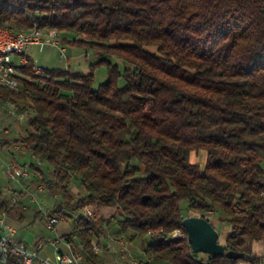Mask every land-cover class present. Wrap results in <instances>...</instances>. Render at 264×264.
<instances>
[{"label":"trees","instance_id":"trees-1","mask_svg":"<svg viewBox=\"0 0 264 264\" xmlns=\"http://www.w3.org/2000/svg\"><path fill=\"white\" fill-rule=\"evenodd\" d=\"M0 27L52 28L91 57L85 74L39 75L29 59L18 89L0 85L1 101L30 112L14 142L38 160L30 171H50L45 187L63 199L52 214L92 209L62 234L87 264L103 263L92 246L108 248L106 212L151 261L205 264L181 199L202 217L221 210V243L244 254L210 264H264L246 247L264 242V0H0ZM201 150L203 165L190 160ZM1 195L8 214L17 202Z\"/></svg>","mask_w":264,"mask_h":264},{"label":"built area","instance_id":"built-area-1","mask_svg":"<svg viewBox=\"0 0 264 264\" xmlns=\"http://www.w3.org/2000/svg\"><path fill=\"white\" fill-rule=\"evenodd\" d=\"M61 38V33L52 28L32 27L28 29V34H20L0 27V73H8L9 78L12 79L11 88L18 89L21 76L19 67L30 59L29 53L34 46L39 50H42L46 45L55 46L59 49L60 55L65 58L66 47ZM42 68L35 64L33 66L34 72L39 75L42 74ZM28 116L27 111L19 112L20 119H26ZM6 174L9 182L18 186L24 185L25 181L31 177L30 169L22 165L7 166ZM35 192L43 193V184H37ZM30 198L36 201L34 192L30 194ZM39 208L45 219L46 231L54 235L50 239L54 247V258L50 259L40 255L42 243L32 245L18 238L16 228L7 220L6 212L2 211L0 212V260L9 264L10 262L17 264H87L85 260L79 259L73 240L57 234L56 227L61 216L50 213L47 207L40 206ZM83 213L88 216L93 215L89 206L84 207ZM209 213L213 214V211H209ZM181 233L182 230L176 229L171 233V236L181 237ZM60 243L65 245V251L59 248ZM121 246H125L123 241H121ZM92 248L95 253L101 251V247L97 244H93ZM114 257L116 258V252ZM121 258L124 259V262L119 264H152L143 260L142 253L134 256L128 248H122ZM203 261L205 264H210L207 257H203Z\"/></svg>","mask_w":264,"mask_h":264},{"label":"rangeland","instance_id":"rangeland-1","mask_svg":"<svg viewBox=\"0 0 264 264\" xmlns=\"http://www.w3.org/2000/svg\"><path fill=\"white\" fill-rule=\"evenodd\" d=\"M47 48L45 47L44 50H39L37 47H34L33 50H31V58L34 62V64L38 65V66H47V67H56V66H62L65 65V61L61 58L60 54H59V49L57 48H52V50L48 53ZM74 52L77 54H73V55H68V52L66 53L68 55L69 61L68 64L71 66H81L80 71L81 73H87L88 69H87V63L85 62V53L82 49L80 48H73ZM153 50V49H150ZM103 71H105L104 67L100 68L99 70H97L96 72V81H95V85L97 86V84H99L100 82H102L104 80V77L102 76ZM15 113L20 112V110L13 105ZM28 114H30V112L28 111ZM27 119V118H26ZM26 119H22L21 121V125L19 124L18 127V133L13 134L15 135V139L11 140L9 142V147H2L0 146V186L1 188H7V184L9 181H7V177H6V170H7V166H14V165H21V161L17 160L15 161L14 158L11 157V153L15 154V149H19V143L14 142L15 140L20 139L22 136L25 135L26 132ZM16 127H14L15 129ZM1 130L2 128L0 127V139L2 137L1 135ZM7 133V132H6ZM8 135V134H7ZM14 145H16L17 147H14ZM9 148V149H8ZM27 159L26 164H24L25 166H28V164L30 162H38V160L35 157H31L29 155V153H27ZM206 153L205 151H199L197 153H192L190 156V160L194 163H198L200 165H203L205 162V156ZM40 166L43 167L44 169V175L46 176L45 179H47L48 177H50V171L45 169L46 167L40 163ZM32 171V176L29 180L25 181V183L28 185H26V187H30L32 190V192H34L35 194V198L37 201L40 202V206H46L49 209V212L52 213L51 208H56L58 204L62 203V197L61 195L53 190H48L45 187V183L44 180L45 179H41V177L37 174L34 173L33 170ZM43 184L44 186V192L43 193H37L35 192V186L37 184ZM10 184V182H9ZM14 184V183H13ZM4 192L5 189H4ZM71 193L73 194V196L76 198L77 195L82 194L83 190L82 188H80L79 186H77L76 182H73V184L71 185ZM12 200V198H11ZM180 207L182 209L183 215L184 216H189V215H196L199 216V213L197 212H193L190 210H187V201L186 199H181L180 200ZM66 209V207H65ZM67 210V209H66ZM68 212L71 213V218L69 219V223L73 224L75 219L82 214V211H77V212H71L68 210ZM105 217H106V234H107V238H105L103 240V244H107L108 248L105 249V247L103 246V248H101L100 251V256H101V261L104 264H119L120 262H124V259L121 258V253H122V248H129L131 250V253L133 255H138L141 252V248H140V243L141 240L140 238H136L133 240L128 239V234L126 233H120L117 231V220L115 221H110L109 220V212L105 213ZM205 218L208 219L214 226V228L216 229V231L218 232V241L219 242H223L224 237H225V230L228 227V224L224 221V216L221 210H216L213 212V214L208 213L205 215ZM41 219L39 218V220H37L35 227L33 226H29L28 221L26 222V226H25V231H30V232H40L42 234H44L45 238H48L50 236V233L48 231H46L45 229H43L41 227ZM71 221V222H70ZM123 241L125 243V246H121L119 241ZM115 241H116V247H115ZM246 247L249 248L251 250L252 248V242H248L246 244ZM116 252V256L119 259L116 260L114 257V253ZM110 254L112 255L110 257ZM257 255L264 258V250L258 251ZM200 256L202 257H207L206 254H201ZM238 264H244L242 262H238Z\"/></svg>","mask_w":264,"mask_h":264},{"label":"crops","instance_id":"crops-1","mask_svg":"<svg viewBox=\"0 0 264 264\" xmlns=\"http://www.w3.org/2000/svg\"><path fill=\"white\" fill-rule=\"evenodd\" d=\"M34 47H36V46H34ZM45 47L47 48L46 50L48 53L52 50V48H57L55 46H50V45H46ZM45 47L42 50H44ZM65 47H66V53L68 52V55H70V56L73 54L77 55L73 49L75 47H72L69 45H65ZM33 48L31 50H33ZM31 50H30V52H31ZM29 54H30L29 58L32 60L31 53H29ZM59 54H60V52H59ZM68 55L66 54L65 58H63L60 55L61 58L65 61V65L56 66V67H47V66H41V67H43V68L69 69L71 71L81 73V72H79L81 69L80 68L81 66L78 65V66L73 67V66L68 64V61H69ZM85 57H86L85 62L87 63V69H88V62L91 60V57L88 54H85ZM103 75L104 74L102 73V76ZM13 105H14L13 103H10L8 101H1L0 100V127L2 128V130H1L2 137L0 139V146H2V147H9V142L16 138L15 135H13V134L17 135L19 124L21 125V122H23V121H21L22 119H20V117H19V112L15 113ZM14 127H16V128L14 129ZM2 142H6L8 144H5V143L2 144ZM14 147H17V146L14 145ZM12 153H11V157L14 158L15 161L20 160L22 163L21 165L26 164L25 160L27 159L26 158L28 155L27 153L21 152L20 149H15V154H12ZM29 155L31 157H33L31 154H29ZM30 172H31V176H32V171H30ZM6 177H7V174H6ZM7 181H9L8 177H7ZM7 185H8L7 188H5V186H4V188H2L1 199L11 200V198H12L13 201L17 202L15 207L11 211H9V213L7 214V220L16 228L17 237L22 239L26 243L32 244V245H36L37 243H42L43 247L39 252L40 255L45 256V257H49L50 259H53L54 258V247H53L50 239L53 238L54 235L50 234V236L48 238H45L44 234H42L40 232H34L33 233L30 231H25V229H26L25 226L27 224L26 223L27 221L29 223V226L35 227L36 222H37V220H39V218L42 220L41 221V227L43 229H45V226H44L45 219H44V217L40 211V208H39L40 202L37 200L33 201L30 198V194L32 193V190L34 188L31 189L30 187H26V185H27L26 183H24V185H22V186H18V185L13 184V183L9 184V182H8ZM4 189L6 192H4ZM43 207H46V206L44 205ZM51 210H53V208H51ZM69 219L70 218H68V219H64L63 217L60 218V220L57 224V227H56L58 235L62 236V234H65L68 231H70L73 224L69 223ZM225 231H226L225 232V235H226V233L228 231V227L226 228ZM121 241H119L120 245H121ZM115 247H116V241H115ZM59 248L64 250V251L66 250V247L63 243L59 244ZM261 250H264V242L253 241L251 252L253 254L257 255V252L261 251ZM129 251L131 252L130 249H129ZM139 254H141V252ZM111 256L112 255L110 254V257ZM134 256H137V255L135 254ZM115 259L119 261L117 256Z\"/></svg>","mask_w":264,"mask_h":264},{"label":"water","instance_id":"water-1","mask_svg":"<svg viewBox=\"0 0 264 264\" xmlns=\"http://www.w3.org/2000/svg\"><path fill=\"white\" fill-rule=\"evenodd\" d=\"M182 225L194 253H203L211 257L225 256L229 259H240L243 257V252L227 250L225 245L218 241V232L205 217L186 216L182 221ZM0 264L9 263L0 261Z\"/></svg>","mask_w":264,"mask_h":264},{"label":"bare ground","instance_id":"bare-ground-1","mask_svg":"<svg viewBox=\"0 0 264 264\" xmlns=\"http://www.w3.org/2000/svg\"><path fill=\"white\" fill-rule=\"evenodd\" d=\"M18 33H20V34H28V30L19 31ZM0 85L7 86V87H10V88L12 87V79L9 78L8 73H0ZM12 89H14V88H12ZM184 235H185V233L182 231L181 237H183ZM92 250H93V248H92ZM93 252L95 253V251H93ZM77 255H78V257H79L80 260H84V258L82 256L80 250H78V249H77ZM143 260L144 261H149L152 264H159V263H155V262L151 261L150 258H148V257H146L144 255H143ZM0 261L3 262V260H0ZM100 264H104V263H100Z\"/></svg>","mask_w":264,"mask_h":264}]
</instances>
